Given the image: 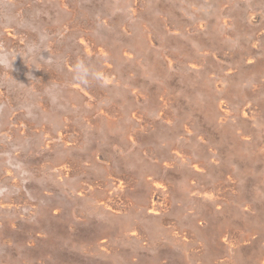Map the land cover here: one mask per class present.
<instances>
[{
    "label": "rangeland",
    "instance_id": "obj_1",
    "mask_svg": "<svg viewBox=\"0 0 264 264\" xmlns=\"http://www.w3.org/2000/svg\"><path fill=\"white\" fill-rule=\"evenodd\" d=\"M0 264H264V0H0Z\"/></svg>",
    "mask_w": 264,
    "mask_h": 264
},
{
    "label": "bare ground",
    "instance_id": "obj_2",
    "mask_svg": "<svg viewBox=\"0 0 264 264\" xmlns=\"http://www.w3.org/2000/svg\"><path fill=\"white\" fill-rule=\"evenodd\" d=\"M244 111V110H243ZM60 133V132H59Z\"/></svg>",
    "mask_w": 264,
    "mask_h": 264
}]
</instances>
